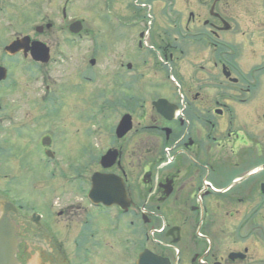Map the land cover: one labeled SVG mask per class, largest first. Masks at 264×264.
<instances>
[{
  "label": "flooded vegetation",
  "instance_id": "1",
  "mask_svg": "<svg viewBox=\"0 0 264 264\" xmlns=\"http://www.w3.org/2000/svg\"><path fill=\"white\" fill-rule=\"evenodd\" d=\"M83 1L0 0V218L17 264H264V0H108L125 11L112 41L128 46L109 53L110 103L133 128L100 152L69 126L44 133L17 98L84 38L35 10H60L63 31ZM45 89L51 111L63 89ZM132 102H150L151 123L137 128Z\"/></svg>",
  "mask_w": 264,
  "mask_h": 264
},
{
  "label": "rangeland",
  "instance_id": "2",
  "mask_svg": "<svg viewBox=\"0 0 264 264\" xmlns=\"http://www.w3.org/2000/svg\"><path fill=\"white\" fill-rule=\"evenodd\" d=\"M57 1L61 2V0H52V4ZM94 1L100 5L93 8ZM115 11L122 14L125 12L120 9ZM115 11L108 0H84L82 6H74L69 11L71 17L83 20L81 32L73 33L69 29L71 20L63 31H57L62 18L61 11L57 8L36 9V24L44 18H50L52 22L58 19V26L53 29V34H83L84 38L81 41L79 39L74 46L68 44L70 48L67 50L72 51L78 59L73 58V55L68 61L58 58V62L53 63L51 67L37 69L35 80L32 81L34 86L28 81L30 85L26 88L27 90L21 85L17 92L23 115L30 108L37 116H43L44 123L41 130L44 133L52 131L53 128L69 126L71 129L65 132L69 141H75L77 137H81L82 147L96 149L99 152L113 143L115 128L123 111L126 110L123 106H111L112 97L107 86L110 82V51L124 52L128 49L126 44L112 41L115 30L113 21ZM92 57L96 58L94 65L90 63ZM75 61H77V66L72 63ZM46 85L51 87L50 94H53L54 90L60 93L63 89L60 95V105L56 104L51 111H49V106H42L39 100L47 95ZM150 96L151 94L146 92L145 97ZM33 103L35 105H32ZM150 106V102L145 103L144 106H141L140 102L131 103L130 108L135 112L137 128L151 123L150 115L153 113ZM129 141L131 145H135L133 135L130 136Z\"/></svg>",
  "mask_w": 264,
  "mask_h": 264
},
{
  "label": "water",
  "instance_id": "3",
  "mask_svg": "<svg viewBox=\"0 0 264 264\" xmlns=\"http://www.w3.org/2000/svg\"><path fill=\"white\" fill-rule=\"evenodd\" d=\"M50 26V25H49ZM82 29V24L80 21H77L73 23L70 26V30L74 33L80 32ZM21 40H17L13 45H18L21 43ZM42 43H37L36 51L34 54V57L36 60L41 61H48L49 59V49ZM92 64L95 63V60L91 61ZM4 77L3 74L0 72V79ZM163 99H160L155 103V105L158 107L159 110H162V104ZM133 127V121L132 116L130 114H125L122 119L120 120L117 128H116V134L118 137H123L126 133H128ZM117 151L116 150H109L105 155H103L101 163L104 167L111 166L117 157ZM97 178L94 177V181L97 182ZM111 177H99V184L105 185L112 182ZM109 181V182H108ZM120 190L118 188L109 195H115L118 196ZM16 252H17V236L15 234V226L12 223V221L9 219L7 215H4L0 218V264H17L16 260Z\"/></svg>",
  "mask_w": 264,
  "mask_h": 264
}]
</instances>
